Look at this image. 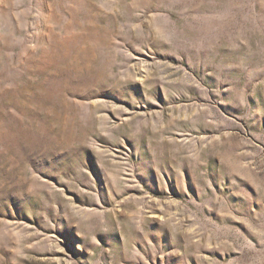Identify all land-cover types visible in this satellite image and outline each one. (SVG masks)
<instances>
[{
  "label": "rangeland",
  "instance_id": "1",
  "mask_svg": "<svg viewBox=\"0 0 264 264\" xmlns=\"http://www.w3.org/2000/svg\"><path fill=\"white\" fill-rule=\"evenodd\" d=\"M0 264H264V0H0Z\"/></svg>",
  "mask_w": 264,
  "mask_h": 264
}]
</instances>
